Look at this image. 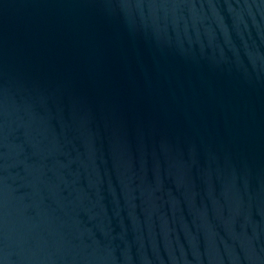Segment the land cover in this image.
<instances>
[{
	"label": "water",
	"instance_id": "1",
	"mask_svg": "<svg viewBox=\"0 0 264 264\" xmlns=\"http://www.w3.org/2000/svg\"><path fill=\"white\" fill-rule=\"evenodd\" d=\"M0 264H264V0H0Z\"/></svg>",
	"mask_w": 264,
	"mask_h": 264
}]
</instances>
